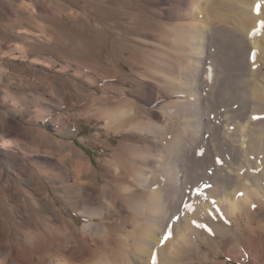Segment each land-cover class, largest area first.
Masks as SVG:
<instances>
[{"label": "rangeland", "instance_id": "1", "mask_svg": "<svg viewBox=\"0 0 264 264\" xmlns=\"http://www.w3.org/2000/svg\"><path fill=\"white\" fill-rule=\"evenodd\" d=\"M253 5V14L264 17V2ZM181 7L178 0H0L4 256L15 248L22 262L27 254L40 262L39 254L51 245L61 255L66 237L41 214L39 202L47 196L80 237H92L87 245L95 255L99 241L132 229L130 213L143 204L135 195L143 190L163 194L165 209L157 214L161 240L184 230L202 241L177 255L174 264H264V145L258 135L264 130V101L255 93L264 91V51L254 43L247 47L243 36L231 32L232 21H213L200 43H193L202 53L195 59L198 67L183 70L189 79L180 69L176 82L161 77L158 72L170 66L167 55L183 56L176 26L194 21L178 14ZM204 19V12L196 17ZM254 27L255 34L260 31L256 37L263 35L264 18ZM218 41L234 45L229 55L244 63L241 69L227 67ZM178 85L181 90L174 92ZM110 99L129 102L140 125H109L110 116L125 108ZM227 171L248 175L253 187L262 188L246 214L230 217L222 206ZM194 208L200 215L186 229L182 225ZM249 235L262 238L259 251L245 246Z\"/></svg>", "mask_w": 264, "mask_h": 264}, {"label": "bare ground", "instance_id": "2", "mask_svg": "<svg viewBox=\"0 0 264 264\" xmlns=\"http://www.w3.org/2000/svg\"><path fill=\"white\" fill-rule=\"evenodd\" d=\"M161 1H164V0H161ZM174 1H176V0H174ZM178 1H179L180 5L182 6L181 9L178 11V14L180 16H184L185 18L188 16H190V17L193 16L194 21H191V23L189 22L187 24H181V25L176 24L177 29H175V31H178L176 33L177 38L179 39L178 41L181 40L180 43L182 41L184 42V45L182 43L183 48L182 49L180 48V50L183 53V56L181 54L175 55L171 51H170L171 52L170 54L167 53V54H169V55H167V57H168L167 59L169 60L170 66L168 67L167 70L164 69L161 73L158 72V74H160L161 77L163 75V77H167L168 80H170L171 82H176V79L179 77V76H177V73H176L177 69L182 70L180 72H183V70L187 72V71H189V69H191L190 67L193 65L198 67L200 60H195V59L197 56L200 59L202 52L200 51V48H197V44L193 45V43H194V41H196V42L201 41L202 35L207 34V31L205 33V30L210 27V25L212 24L211 22H213V21L219 22L222 24H226L227 26L229 24V21H232L234 28H232L231 32L234 31V32H237L238 35H241V37L243 36V38H245L244 43L246 44L247 47H249L248 46L249 43H250V46L252 45V43H254L258 48H260L261 51H264V33H263V35L258 36V37H256L257 36L256 34L259 33L260 31L255 34V31L257 29L254 26L256 24H258L260 19L264 18L263 15L262 16L260 15L262 12L259 15L253 14L254 7L251 10V7H252L255 0H219L221 2L220 6L211 5V1H213V0H178ZM259 1L264 2V0H258V2ZM203 12L206 15V20L204 19L203 21L198 22L196 20V17H197V15H199L200 13H203ZM166 13L170 17L175 15L173 12H171L169 10ZM167 14H166V16H167ZM174 18L175 17H173V19ZM178 29H180V30H178ZM249 35L251 36L250 39L252 40V42L248 38ZM253 36H255V37H253ZM243 38H241V39H243ZM216 39H217V37H216ZM224 39H226V38H224ZM218 42H219L218 43L219 44L218 45L219 46L218 47L219 48V54L222 55V57H223L222 60L225 61V63L227 64V67L229 66L230 68H233V66H234L237 69H238L237 66H239V68L242 67L244 63L237 60V57L235 54L229 55L230 51H235L233 49L234 45L232 46L230 43L229 44H223L220 41H218ZM180 43L178 46H180ZM211 47H212V45H211ZM248 51H249V49H248ZM240 52H241V50H240ZM195 66H193L192 68H194ZM240 71H238V72H240ZM186 72H183L184 76H185V78L189 79L190 75L187 74ZM183 73L179 74V75H181L180 78L183 77L182 76ZM160 75H158V76L160 77ZM229 75H230V73H229ZM186 85H187V83H186ZM171 89H173L174 92H177V91L181 90V86L180 87H179V85H178V87L173 86ZM162 91H164V89ZM255 93L258 94L259 98H261L262 101H264V91L257 88ZM166 94H169L168 91L166 92ZM110 100H112V99H110ZM112 101L115 102L116 107H122L123 106L125 108L123 111L121 110V113H119L117 117H113V116L111 117L110 116V119L108 121L109 125L114 126L115 124H119V125H121L122 128L132 127V125H137V126L140 125L139 122H137L138 114H136V111L134 110V108L128 107V106H131V104H129V102H127L125 100H119V99L118 100L113 99ZM261 106L264 107V104L263 105L261 104ZM263 107H259L260 108L259 110L256 107V110L255 109H253V110L256 112H257V110L261 111L262 110L261 108H263ZM261 113H264V111ZM126 114L129 115L128 119L124 118V115H126ZM251 114L253 115V113H251ZM263 122L264 121H262V123ZM150 126H149V128L151 129ZM258 135H260L259 138L263 140L262 145H264V130H260L258 132ZM191 137H192L191 140H195V138H197V132L195 130H193ZM180 140L181 139L175 140L172 143L171 148L174 149L175 148L174 147L175 142L178 143ZM252 154H254V153H252ZM258 154H261V153H258ZM157 156H159V155H157ZM246 162L251 164L249 159H247ZM196 163L198 164L196 166L200 168V165H199L200 161H196ZM239 171H241V169H239ZM203 173H205V172H203ZM238 173L236 174L234 172L231 173L230 171H227V181L230 180V183L228 185L223 186L226 188L221 189V194L223 195L224 200L223 201L220 200V201L223 204L222 206L226 208V212L232 213V214H230V217H232V216L236 217V216H239V215L245 213L246 209L248 207L250 208L251 204L257 203V198H255V197H258L259 194L263 195L260 192L262 190V188L257 187V184L255 186L257 188L253 187L250 184V182H249L251 180L250 176H248V175L242 176ZM144 175H147V174L144 173ZM263 175H264V172H263ZM200 178H202V177H200ZM261 178L264 179L263 177H261ZM170 187H175V185L170 183ZM170 190H172V189H170ZM169 192H171V191H169ZM241 192L243 194V198H238L237 195ZM132 193H129L127 196L132 197L133 196ZM162 197H163V194L161 192H158V193H155V191L154 192H144L143 190H142V192H140L139 196L135 195V198H138L139 200L143 201L141 203H143L142 205H144V206L141 205L139 211L130 213V219L129 220L131 222L132 229H130V231L126 230L125 235L122 234L123 236H120V235L117 236V234H114L112 236L109 235V237H107V238L105 237V239H102V241H99V243H100L99 251L100 252L94 255V253L91 251V249H89V247L91 246L90 243H91L92 237H90L91 240L88 238H85L83 236L80 237V235L77 233L76 229L73 227L72 220L65 218V216L62 214V212H61L59 206L57 205V203L55 202V200H53V199L49 198V196H47L45 199V202H43V201L39 202V204L41 205V208H40L41 214H42V217L44 219V223H46L48 226H50L53 229V231H56L59 235H63L64 238L66 237V243L64 246L62 245L63 246L62 247V253H59L61 255L57 256V253H55L56 252L55 250H57V249H55V248L52 249L53 245H51L47 249L46 252H45V250L42 251L44 253V255H40L39 253H41V252L38 253L39 257H41L40 262H37L35 260L34 255L30 256L28 254H27V259L24 260V262H22L17 257V251L15 248H13V252L11 254L4 256V250H6L7 248L3 244L2 237H1V236H3V234H2V231L0 230V258L2 257L0 260V264H174L177 255H179L180 253H182V255H184L185 253L183 254V252H186V250L190 246L197 245V243H201L202 241L200 242V239H198L197 236L195 238L192 237L191 235H190L191 237L187 236L185 233L182 232L184 230H182L181 233H179V234L177 233L176 237H171V238H170V236L165 237V234H164L165 239H162V240L160 239L159 233L162 231V228H161L162 219H160V218L158 219L157 214L159 215V213H162L165 209L163 207ZM107 198L110 199V202L112 204H115V199L113 197V194L108 192ZM169 199H170V197H169ZM170 200L172 201L173 198H171ZM172 205H173V203H172ZM192 210H191V212H189L187 214V220L184 222L185 224L182 223V224H184L182 226L186 225V229H190L189 227L187 228V226L190 225L189 222L192 225L196 221L195 220L194 222H191L192 217L193 216L198 217L197 215L199 214L195 208L193 211ZM143 214H145V215H143ZM191 225H190V227H191ZM91 228H92V226H91ZM179 228H180V226H179ZM183 228L185 229V227H183ZM37 229L38 228H36V230ZM190 230H192V229H190ZM86 231H88V230H86ZM188 231H186V232H188ZM166 235H168V234H166ZM257 235H259V234H256V236ZM262 235H263V233H262ZM252 236H250V235L247 236V239L245 240V246L248 249H249V247L253 246L257 249V251H259V249H261L260 248V242L262 241V238H260V242H259L258 241L259 238L256 240V239H253ZM87 237H88V235H87ZM53 241H55V240H53ZM81 242H84V243H82L84 245L83 251H80V249L78 248V245H77L78 243H81ZM87 243L90 246L87 245ZM34 246L37 247L38 245L35 243ZM158 246H159V248L156 249V251H155V248H157ZM232 249H233V247H232ZM236 249H237V247H236ZM237 250L236 251L239 252V248ZM252 254H254V253H252ZM180 257H182L181 254H180ZM258 257H260V256H258ZM261 257H263V254ZM251 258L254 259L253 257H251ZM244 263H245V261H244ZM258 264H260V262Z\"/></svg>", "mask_w": 264, "mask_h": 264}]
</instances>
